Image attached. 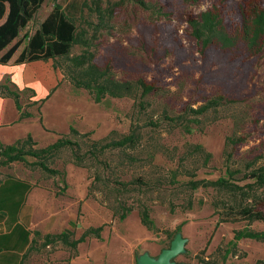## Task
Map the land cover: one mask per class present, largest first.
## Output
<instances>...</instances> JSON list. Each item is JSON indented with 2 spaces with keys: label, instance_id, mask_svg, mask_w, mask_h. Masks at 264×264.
I'll use <instances>...</instances> for the list:
<instances>
[{
  "label": "trees",
  "instance_id": "1",
  "mask_svg": "<svg viewBox=\"0 0 264 264\" xmlns=\"http://www.w3.org/2000/svg\"><path fill=\"white\" fill-rule=\"evenodd\" d=\"M138 1L143 5L147 3L145 0ZM203 1L190 0L193 4ZM44 2L0 0V19H4L0 25V64L10 63L23 46L15 64L53 60L54 68L64 75L63 81L68 80L74 88L87 91L96 103L108 98H131L136 101L139 113L147 118L132 117L128 133L121 134L113 130L110 135L99 140L93 139L91 133H80L72 128L70 135L78 137L80 141H73L66 134L61 135L56 143L35 148L37 142L29 135L12 145L1 144L0 166L14 162L28 163L27 157H34L38 159L34 165L53 176L61 175L62 171L50 169L48 162L63 151L70 150L74 165L88 169L90 173L92 170L87 197L100 185L102 195L106 198L103 202L120 221L138 209L141 222L150 231L156 229L151 210L146 202L135 200V194L153 193L169 185H181L190 192L212 188L216 192L236 197L228 213H231L230 216L225 219L220 217L217 225L220 222H264V198L258 194L264 191V165L257 166L253 160L248 173L241 180H237L236 175L243 171L238 172L231 167L238 150L247 145L245 136L227 139L224 151L226 175L217 180H207L197 179L196 171L186 168L184 163L190 158L191 151V157L202 160L206 167L213 158L211 152L201 144H186L184 150L187 151L179 154L178 147L171 150L155 135L161 130L163 122L192 134L194 127L200 128L204 124V117L218 111L228 101H238L235 98L229 100L225 93L210 100L206 94V78L214 67L220 65L223 75H231V79L239 77L241 86L247 84L252 60L264 56V0H211L206 10L175 19L185 25L183 32L172 25L169 17L166 24H156L148 35L132 40V48L137 49L135 52L123 46H112L111 49L100 51L97 35L89 37L87 31H79L75 20L60 4L54 6L37 29L27 30ZM104 18L102 16L96 27L107 26ZM76 47H79V52H74ZM172 70L176 73L172 74ZM177 73L176 81H169ZM185 73H191L187 80L190 82L189 92L180 95L179 104L172 110L164 109L158 118L150 115L148 108L151 102L148 98L168 91L169 86L182 91L183 85L187 83L181 81ZM179 79L182 85L178 84ZM0 96L15 100L20 120L33 117L31 108L38 103L41 108L45 102L35 101V90L28 87L21 89L9 78L0 81ZM24 97L27 100L25 106L22 103ZM259 122L257 118L254 124ZM159 154L169 161L177 162V167L159 177L147 173L128 177L129 172L125 168L142 161L155 170L164 171V167L155 164ZM180 177H188L189 180L180 182ZM242 181H246L245 184H239ZM111 194H115V197H110ZM186 203L187 209H192L193 200L189 199ZM213 206L216 209L219 207L217 202ZM104 227H90L80 238H75L70 230L46 235L31 231L32 239L21 264H24L39 240L42 241V247L60 243L79 251V245L88 238L101 240ZM181 227H178L177 232L181 231ZM243 239L264 243V231L249 227L236 230L234 240L239 242ZM230 253L228 251L227 255ZM255 264H264V257Z\"/></svg>",
  "mask_w": 264,
  "mask_h": 264
},
{
  "label": "rangeland",
  "instance_id": "2",
  "mask_svg": "<svg viewBox=\"0 0 264 264\" xmlns=\"http://www.w3.org/2000/svg\"><path fill=\"white\" fill-rule=\"evenodd\" d=\"M145 1L146 5L138 0H45L27 30L37 29L54 6L60 4L75 20L79 31H87L89 37L97 35L96 42L100 51L111 49L112 46H123L135 52L137 49L132 48L131 41L148 35L156 24H166L170 17L172 25L183 32L185 25L175 20L176 18L200 13L211 5V0L199 4H193L190 0ZM102 16L105 17L107 26L96 27ZM3 22L4 19H0V24ZM22 48L23 46L20 51ZM79 51V47L74 49V52ZM5 52L6 50L2 54ZM19 52L12 59L13 62ZM174 73L176 72L172 70V74ZM190 74L185 73L181 79L182 82H187L182 91L169 86L168 91L148 98L151 102L148 113L158 118L164 109L172 110L178 105L180 95L189 92L190 82L187 80ZM176 75L178 73L172 75L169 81L175 80ZM7 78L10 79L5 77L2 81ZM231 78V75L222 74L220 65L214 67L206 78V94L212 100L225 93L229 100L235 98L238 101H228L218 111L204 117V124L200 128L194 127L192 134L185 133L180 127H171L166 122H163L161 130L155 134L171 150L178 147L179 154L187 151L184 150L186 144H201L213 154L211 162L204 167L203 161L191 157L192 153L189 152L190 158L185 161L184 166L195 170L197 179L217 180L226 175L224 151L227 139L232 136H245L247 139V145L238 150L231 162L233 170L243 171L236 175L237 180L248 173L253 160L257 162V166L264 165V56L252 60L247 84L241 86L239 77ZM177 81L181 84L180 79ZM26 97L22 100L24 106L27 104ZM41 100H45L41 105L42 110L38 107L40 103L31 108L34 113H39L40 109L41 119L17 123L14 129V133H21L23 137L31 135L37 141L35 148L56 143L61 135L66 134L71 140L80 141L78 137L70 135L72 128L80 133H91L95 140L107 137L113 130L126 134L130 130L132 117L143 120L147 118L139 113L134 99L108 98L96 103L87 91L74 88L68 80ZM257 118L260 122L255 125ZM5 131L6 129L0 130V135ZM27 160L28 163L14 162L0 166V183L17 178L34 184V191L37 193L33 199L36 201L35 207L24 223L30 231L46 235L70 230L75 238H80L90 227H105L101 240L88 238L81 243L79 251L60 243L42 247V241L39 240L24 264H72L80 252L89 259L88 264H130L132 246L142 242L150 231L141 222L138 209L120 221L103 202L106 198L102 195L100 185L88 198L92 170L90 173L88 169L74 165L70 150L63 151L48 162L49 168L61 170V175L53 176L34 165L38 160L34 157H27ZM115 160L118 161L117 158ZM155 164L164 167L166 171L155 170L144 161L133 167L127 166L125 170L129 172L128 177L143 173L159 177L166 175L167 170L177 167V162L169 161L161 154L156 156ZM179 180L186 182L189 178L180 177ZM258 194H262L264 198V191ZM110 197H115V194ZM189 199L193 200L192 209H187L186 202ZM235 199L234 196L216 192L212 188L190 192L181 185H169L145 195L136 192L135 200L146 202L156 226L155 230L150 231L153 239L144 243V246L150 247L157 258L164 249L171 247L174 239L182 237L185 240L184 250L173 259L176 264H255L264 257V243L252 239L236 242L234 234L236 230L247 227L264 231V222H220L217 225L220 217L225 219L230 216L231 213H228L231 212ZM214 202L219 206L217 209L213 206ZM6 216L8 214L0 212V220ZM179 226H182L181 231L177 232ZM4 231V226L0 225V232ZM228 251L231 253L227 255ZM140 255L141 251L138 250L133 264H143L138 260ZM76 264L82 263L78 261Z\"/></svg>",
  "mask_w": 264,
  "mask_h": 264
},
{
  "label": "crops",
  "instance_id": "3",
  "mask_svg": "<svg viewBox=\"0 0 264 264\" xmlns=\"http://www.w3.org/2000/svg\"><path fill=\"white\" fill-rule=\"evenodd\" d=\"M5 77H10L11 81L21 89L33 88L36 92L35 101L43 99L60 83L65 82L62 72L54 68L53 60L24 64H15L11 60L6 65L0 64V81ZM33 114V117L29 119L20 120V112L15 100L0 96V130L6 129L0 135V144H14L17 140L26 138L21 133H14V129L17 123L36 118L41 119V112H33ZM34 190L35 187L32 182L17 178L7 179L0 186V212L8 214L0 220V225L5 228L3 233L0 232V264H21L23 254L30 245L31 231L24 223L28 219L30 211L35 207L36 201L33 199L37 193ZM148 234L142 242L132 246L130 264L136 260L138 250L141 251V254L147 252L151 256H155L150 247L144 246V243L151 242L153 239V234L150 231ZM78 261H81L82 264H88L89 259L80 252L79 256L73 259L72 264H76Z\"/></svg>",
  "mask_w": 264,
  "mask_h": 264
},
{
  "label": "water",
  "instance_id": "4",
  "mask_svg": "<svg viewBox=\"0 0 264 264\" xmlns=\"http://www.w3.org/2000/svg\"><path fill=\"white\" fill-rule=\"evenodd\" d=\"M185 240L177 237L173 240L170 248L164 249L156 258L145 252L140 255L139 259L143 264H176L173 259L184 250Z\"/></svg>",
  "mask_w": 264,
  "mask_h": 264
}]
</instances>
